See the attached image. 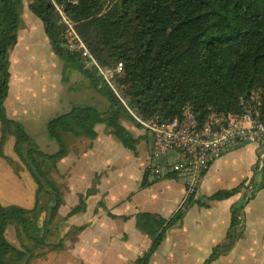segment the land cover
I'll return each instance as SVG.
<instances>
[{"label": "trees", "instance_id": "trees-1", "mask_svg": "<svg viewBox=\"0 0 264 264\" xmlns=\"http://www.w3.org/2000/svg\"><path fill=\"white\" fill-rule=\"evenodd\" d=\"M29 0L28 10L41 22L53 54L74 67L107 104L106 110L73 106L51 119L46 134L57 150L41 151L22 124L9 119L4 102L9 90L8 52L17 42L23 0H0V158L8 138L13 154L35 185L34 204L27 209L0 202V264H30L44 256L38 249H63L71 229L51 243L58 219L62 193L53 178L57 163L68 154L67 137L94 140L95 127L103 125L129 151L135 152L138 139L123 121H170L188 108L198 120L210 113L239 114L241 100L252 96L264 115V0ZM60 7L73 24L87 51L102 69L114 73L112 87L95 67L85 66L81 52L66 47L64 27L58 23ZM120 92V93H118ZM13 164V162H12ZM260 177L249 182L248 200L264 189V160ZM258 175V176H259ZM140 187L149 184L144 180ZM245 183L230 191H218L205 200L187 198L169 219L144 213L135 217L136 228L151 239L147 252L135 264H148L166 232L181 223L192 205L222 201L239 193ZM250 190V191H249ZM84 202L72 213L84 209ZM240 208L232 210L226 242L217 245L203 264L225 255L243 236ZM12 228L18 246L6 239Z\"/></svg>", "mask_w": 264, "mask_h": 264}, {"label": "crops", "instance_id": "crops-1", "mask_svg": "<svg viewBox=\"0 0 264 264\" xmlns=\"http://www.w3.org/2000/svg\"><path fill=\"white\" fill-rule=\"evenodd\" d=\"M27 37L25 52L28 48L33 51L45 48L49 65L58 61L64 76L62 80L67 79L65 71L68 75L74 72L53 54L41 22L28 7L21 13L15 46L18 48ZM40 66L44 71L43 65ZM9 73L11 77L10 70ZM74 73L78 89L71 86L69 93L72 96L65 100L63 96L54 108L58 109L64 101V112L73 106L106 110V102L91 88L90 81L80 72ZM35 77V71L30 73V82ZM29 84L12 87L9 78L8 96L4 102L9 119L18 122L20 114L24 119H29L53 111L52 104L44 101L41 104L34 100V86ZM40 95L44 96V92L41 91ZM32 100L36 102L33 106ZM95 131L97 137L92 141L75 139L77 142L73 144L67 140L69 152L60 160V167L58 165L61 183L64 184L58 214L67 211L61 218L66 219L65 225L70 218L77 219L76 226L67 224L64 235L72 227L82 228L64 243L62 253L66 258H62L60 264H135L151 246V239L136 228V215L148 213L169 219L184 203V182L173 175L157 178L147 171L151 150L149 135L147 151L143 148L142 138L133 136L138 143L135 152H132L109 135L103 125H97ZM9 141L14 144L10 137L5 145ZM82 143L86 144L84 149L80 148ZM250 146L253 147L248 151ZM12 148L10 151L13 154ZM262 151L255 144H243L216 159L202 176L194 199L205 200L218 191H230L242 183L246 188L228 199L207 201V206L192 205L184 213L181 223L166 232L148 264H203L214 247L226 242L232 210L235 208L241 209L243 236L225 255L210 264H264V189L256 191L251 200L247 197V189H252L249 182L254 177H260ZM145 173L148 176L144 180L149 185L141 188ZM81 201L84 202V209L72 213Z\"/></svg>", "mask_w": 264, "mask_h": 264}, {"label": "built area", "instance_id": "built-area-1", "mask_svg": "<svg viewBox=\"0 0 264 264\" xmlns=\"http://www.w3.org/2000/svg\"><path fill=\"white\" fill-rule=\"evenodd\" d=\"M77 1H73L76 4ZM59 14L58 23L64 27L66 47L71 52H81L88 59L86 67H95L103 79L112 87L114 73L122 71L121 64L115 70L102 69L91 57L78 36L73 24L62 9L54 5ZM239 114L210 113L204 120L184 108L179 118L170 121H142L141 127L151 138V150L147 171L159 178L173 175L184 182V201L196 197L202 176L210 165L224 152L243 144H255L263 149L264 160V115L259 111L256 97L241 100Z\"/></svg>", "mask_w": 264, "mask_h": 264}, {"label": "rangeland", "instance_id": "rangeland-1", "mask_svg": "<svg viewBox=\"0 0 264 264\" xmlns=\"http://www.w3.org/2000/svg\"><path fill=\"white\" fill-rule=\"evenodd\" d=\"M28 3L29 0H23L22 11L25 8H27ZM27 38L28 39H26L24 43H21L18 46V48L17 46H15L12 49H10V51L8 52V65H9V70L11 72L10 84L12 85V87L18 88L19 86H27L29 83H31L32 86H34V89L32 88V91L35 92L34 100L38 101L39 103L41 102V104L43 101L44 103L47 104L50 103L53 105L54 108L57 103L59 104V100L62 99L63 96H64V100L68 96H72L70 94L71 86L73 88H77V86L79 85L75 83L77 81V78L74 77L75 76L74 74H76L74 73L75 72L74 67L71 66L68 67L71 68L70 71L73 70L74 72L68 75V73H66L65 71L64 75L66 76L67 79L62 80L64 76L62 75L63 72H61V67L58 61H55L53 65H49L50 62H49L48 52L46 51L45 48H39L37 49V51H33V49L27 47L28 49L25 52L27 40H29V37ZM39 60L42 61V63H40ZM41 64L45 69L44 71L40 69V67H42L40 66ZM33 71H35L36 77L30 82L32 76L30 79L29 76L30 73L32 74ZM41 91L44 92V96L40 95ZM32 101H31V106H33L32 104H36L35 101L33 102ZM62 103L63 104L58 109L54 108L51 113H47V112L40 113L38 114L37 117H30L29 119H24V116L20 114L18 118V122L23 125V127L26 129L27 133L33 139L37 147L41 151L47 154L54 153L57 150V146L52 140L48 138L46 134V125L51 119L64 113L65 102L63 101ZM122 123L128 130L131 131L133 136L142 138L143 146H144L143 148H145V150L147 151L149 144L147 132L142 127L137 126L135 123L129 121H123ZM67 140L72 141L73 144L77 142L75 139L71 137L69 138L67 137L66 142ZM12 144L11 141L6 143L5 145L6 150L5 148H3L4 156L0 158V202L4 206L15 205L30 209L34 204L33 188L35 189V185L33 184L31 178L28 177L27 173L21 167L18 166L19 165L18 161L15 159V156L10 151V148H12L11 146ZM85 147H86L85 143H82L80 145L81 149H84ZM252 147L253 146L248 147V151H251ZM58 165L60 167V161L57 163V168ZM53 178L58 184V188L60 192L61 191L63 192V188H62L63 183H61L62 179L60 173L57 172L56 175H53ZM66 212L67 211H65L64 213L59 212L57 220L63 218ZM67 224L76 226L77 219L70 218ZM67 224L65 225L63 221V223H61L57 228L55 226L56 224L55 225L53 224L51 226V229L53 230L54 233L49 238L50 239L49 241L51 243L55 244L56 241H58L60 238L64 236V232L67 230L66 228ZM71 229L74 230L76 229V227H72ZM70 237L71 236L68 235V238ZM68 238H66V240ZM6 239L10 242V244L14 246H18L15 240L14 230L12 228L7 229ZM62 250L63 249L55 250L51 252L49 251L48 248H44L43 250L38 249V252H44V256L33 260L30 264H60L61 259L66 258L64 257Z\"/></svg>", "mask_w": 264, "mask_h": 264}]
</instances>
